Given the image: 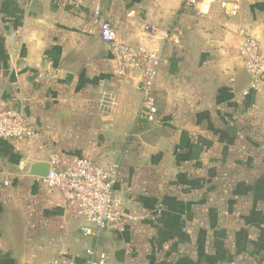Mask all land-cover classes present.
Returning <instances> with one entry per match:
<instances>
[{"label": "crops", "instance_id": "crops-1", "mask_svg": "<svg viewBox=\"0 0 264 264\" xmlns=\"http://www.w3.org/2000/svg\"><path fill=\"white\" fill-rule=\"evenodd\" d=\"M223 2L238 3V16L230 17ZM32 3L0 0V109L23 110L38 133L23 143L0 142V179L11 182L0 192V264H86L94 238L84 235V222L59 192L29 174L32 163H48L53 154L64 167L83 156L102 166L120 163L116 196L142 227L139 233L106 229L99 248L110 264H166L157 254L149 261L148 238L156 245L157 235L171 232L155 214L174 206L165 205L174 189L187 191L189 200L198 169L206 172L211 139L219 148L233 143L239 149L250 136L264 147V90L242 97L249 77L237 37L246 29L264 52V0H200L195 7L184 0H87L81 8L40 0L39 13ZM95 8L120 41L164 57L155 86L162 126L139 117L140 74L115 75L109 46L92 23ZM49 73L57 80L42 78ZM187 226L194 228V220ZM174 235L167 245L175 251L194 244V237L187 243ZM254 239L246 260L264 264V247ZM184 255L195 264V256ZM166 256L180 259L173 251Z\"/></svg>", "mask_w": 264, "mask_h": 264}, {"label": "built area", "instance_id": "built-area-1", "mask_svg": "<svg viewBox=\"0 0 264 264\" xmlns=\"http://www.w3.org/2000/svg\"><path fill=\"white\" fill-rule=\"evenodd\" d=\"M65 5L81 8L87 0H61ZM200 0H184L186 7H195ZM230 17L238 16V3L221 4ZM93 25L98 29L100 38L109 46L114 63V73L126 78L138 72L141 82L138 87L142 95L139 117L153 126H162L160 109L155 96V86L164 57L145 46L128 44L119 40L112 23L105 19L99 8L93 11ZM149 27H146L148 30ZM241 41L240 57L249 83L242 92L247 98L264 90V52L259 41L246 29L237 33ZM176 43V40H174ZM46 81L57 80V75L49 73L42 77ZM38 136L26 113L21 109H0V142H27ZM50 170L46 177L35 176L36 181L47 191H56L63 200L74 208L75 214L84 222L82 231L85 236L94 238V245L87 248L86 264H110L109 255L99 248V240L106 229L119 233L135 229L141 217L124 208L116 196V185L120 178L121 164L99 165L88 157H80L71 166L64 167L59 155H51ZM1 176V170H0ZM1 178V177H0ZM11 186L9 180L0 179V192ZM54 264H66L56 260Z\"/></svg>", "mask_w": 264, "mask_h": 264}, {"label": "rangeland", "instance_id": "rangeland-1", "mask_svg": "<svg viewBox=\"0 0 264 264\" xmlns=\"http://www.w3.org/2000/svg\"><path fill=\"white\" fill-rule=\"evenodd\" d=\"M248 137L239 141H243V148L239 149L233 143H228L227 148H219L214 145L219 143L218 139H211L210 154L206 156L209 163L205 162L206 172L202 174V167L198 169L201 174L190 184L189 200L185 196L187 191L183 192L180 188L176 192L174 189V197L167 201L168 204L165 203L174 206L155 214L158 223L170 226L171 232L166 233V236L157 235L159 242L156 245L153 239L149 241L148 238L147 249L152 258L150 262L156 261L157 254L168 260L166 264H187L184 254L189 253V256L196 257L195 264H218L223 261V256H226L224 264H250L244 251L253 249L256 242L254 238H260L257 248L264 247V227L255 226L257 221L264 222V147L253 145L251 137ZM183 187L186 189L187 184ZM250 195L255 198V202L250 201ZM192 205L195 207L189 217L186 211L192 210ZM191 219L195 226L188 229L187 222ZM141 227H136L137 233ZM141 232L144 236V231ZM174 233V236L185 239L187 243L194 237V244L189 247L183 245L175 251V245H167ZM240 249H243V253L238 258ZM165 251H173L175 257L180 259L167 257Z\"/></svg>", "mask_w": 264, "mask_h": 264}, {"label": "water", "instance_id": "water-1", "mask_svg": "<svg viewBox=\"0 0 264 264\" xmlns=\"http://www.w3.org/2000/svg\"><path fill=\"white\" fill-rule=\"evenodd\" d=\"M41 10L40 0H33L31 11L33 13H39ZM49 163H38L34 162L31 164L29 174L31 176L46 177L49 173Z\"/></svg>", "mask_w": 264, "mask_h": 264}]
</instances>
